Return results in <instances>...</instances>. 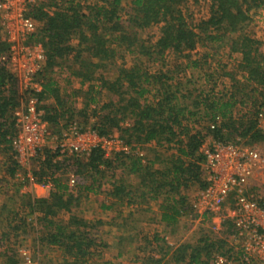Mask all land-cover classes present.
<instances>
[{
    "label": "trees",
    "instance_id": "trees-1",
    "mask_svg": "<svg viewBox=\"0 0 264 264\" xmlns=\"http://www.w3.org/2000/svg\"><path fill=\"white\" fill-rule=\"evenodd\" d=\"M185 1L130 0L129 9L125 11L127 17L124 18L122 11L126 7L121 0H91L85 6L76 0H37L30 6L28 14L39 23L32 39L42 44L45 53L44 66L38 74L41 90L37 96L39 102L54 100L48 105L39 103L44 109L43 119L48 124L55 127L61 118L70 122L74 117L73 105L69 99H63L52 75L56 68H62L67 65L66 61H70L67 66L69 73L79 78L81 84L90 83L88 104H98L96 94L101 89L116 96V99L111 97L99 105L100 112L92 109V114L97 117L91 126L94 131L107 135L116 130L118 136L133 148L152 141L163 148H175L164 159L156 158L161 162L160 167H154L153 162H142L135 152L105 156L101 149L94 148L85 161L81 155L65 156L59 161L57 152L44 150V159L39 169L33 172L37 181L51 180L57 184L56 172H63L70 163H73L75 173L91 176L94 182L106 177L107 172L114 177L116 170L135 174L139 178L141 194H132L130 190L124 193V185L115 182L112 183L111 194L118 198L124 194L136 200L163 197L161 218L171 223L190 209L185 191L194 184L204 185L201 146L205 134L189 126L188 118L205 117L215 122L217 126L213 129L208 126V133L219 141H232L233 134L247 137L245 143L249 144L264 140V131L257 125L259 110L264 106V53L260 48L261 41L246 31L251 21L249 10L260 7L264 0H205L208 2V15L197 23L188 19ZM152 25H159V35L154 42H147L139 31ZM74 37L77 42L73 44ZM198 45L214 50L204 53V57H213L223 47L227 48L228 57L239 54V59L230 63L228 71L218 74L216 71L224 66L221 64L216 70L204 72L206 79L228 76L234 88L228 95L213 91L216 82L208 91L179 95V89L173 90L172 83L162 79L167 78L165 73L149 72L141 63L119 67L113 79L99 74V83L92 85L91 81L97 77L96 71L115 57L117 48L147 61L162 59L168 51L189 58L188 53ZM7 49L8 44L0 33V144L9 149L7 135L13 133L12 113L20 104L21 95L17 79L1 59ZM198 62L197 59L190 61L194 68L200 66ZM238 74L242 81L236 79ZM240 83L253 85L251 90L258 92L259 96L249 95L244 91L245 86H238ZM181 97H191V107L183 105ZM246 98L251 101L248 103ZM236 103L250 107L236 116L233 113ZM79 112L87 117L86 108ZM17 168L18 165L12 161L10 174ZM76 199L73 195L65 197L62 193L53 192L49 198H34L27 204L40 213L39 222L43 228L40 240L57 245L72 256L70 264L86 262L95 245L80 218L70 215L66 222L55 219L62 210L70 211ZM221 243L223 240L204 237L194 246L182 244L176 248V260L208 264L211 251L219 249ZM202 256L205 260L201 259ZM16 262L13 257H7L6 264Z\"/></svg>",
    "mask_w": 264,
    "mask_h": 264
},
{
    "label": "built area",
    "instance_id": "built-area-1",
    "mask_svg": "<svg viewBox=\"0 0 264 264\" xmlns=\"http://www.w3.org/2000/svg\"><path fill=\"white\" fill-rule=\"evenodd\" d=\"M35 0H0V33L8 44L1 56L5 66L17 79L21 90L20 104L12 113L13 133L7 135L12 159L18 166L27 165L42 154L46 146L48 123L43 119L37 93L38 78L44 66L42 44L32 39L39 23L29 14ZM264 117V106L257 120ZM217 124L210 121L209 127ZM50 149L60 156L90 154L99 148L105 156L120 152L130 154L133 147L114 134L100 135L86 130L75 121L68 122ZM203 186L197 185L188 195L193 221L203 222L220 216L232 227L233 242L224 252L211 256V264H264V196L249 184L253 170L264 164V150L238 137L232 141L214 140L201 146ZM70 181L74 183V179ZM26 264H34L26 258Z\"/></svg>",
    "mask_w": 264,
    "mask_h": 264
},
{
    "label": "rangeland",
    "instance_id": "rangeland-1",
    "mask_svg": "<svg viewBox=\"0 0 264 264\" xmlns=\"http://www.w3.org/2000/svg\"><path fill=\"white\" fill-rule=\"evenodd\" d=\"M76 1H79V3L83 6L91 2V0H87V1L76 0ZM121 1H122V5L126 7L122 11V17L124 18L127 17L125 11H127L126 9H129L130 0H121ZM36 2L37 0H35V3ZM184 6L188 13L187 15L188 19H190L193 23H197L199 19L206 18L208 15V2L205 0H186L184 2ZM249 15L251 21L247 26L246 31L254 38L261 41L260 48L264 53V4L258 8L257 7L251 8L249 10ZM139 33L141 37H143V40H146L147 42L148 41L154 42L159 35V25H152L146 27L144 30L139 31ZM76 42H77V38L74 37L72 43L74 44ZM226 49L227 48L224 47L220 48L213 57L212 56L204 57L203 56L204 53L207 52L210 53L211 51L214 52V50L198 45L193 51L188 53L189 58L185 57L184 54L168 51L165 53L162 59L159 60L148 59L147 61H145L144 58L138 59L135 54L129 53L123 48H117V53L115 57H113V59L109 61L105 67H101L96 71L97 77L91 82L93 86H97V84L99 83L98 80L99 74L105 75L106 77H110L113 79L119 67L121 66L129 67L134 63H141L143 65L142 67L149 70V72L153 73V72L161 71L165 73L167 75V78L162 77V79L167 83H172L173 90L179 89L178 92L179 95L183 93L184 95H188V92L190 91L193 92V94L198 93L200 91H208L209 89L212 88L214 82H216L215 85H213V91L215 93L219 94L221 92L225 95L226 94L228 95L230 91L234 90V88L231 87L233 81H231L228 76L222 75L219 78L220 80L219 79L215 80V79H206V76L204 75V72H206V70L208 72L212 71V69L216 70L217 65H221V64L224 65L223 68L222 67L219 68L216 72L218 74H221L224 71H228L230 69L229 68L230 63H233L235 62V60L239 59V54H234L233 57L232 56L228 57ZM193 59H197L199 61L198 63L200 64V66L194 68L190 63V61ZM65 63L67 65L63 66L62 68H56L52 75L54 76L55 79H57L59 91L63 99L66 100L69 99L70 103L74 107L75 111L72 120H75L82 127H85L86 125L92 126L94 122H91L89 120L90 119H92L93 121L95 119L97 120V117L92 114L93 113L92 109L96 108V112H100V109L97 107H99V105H101L102 103L107 102L108 99L111 97L116 99V96L105 91L104 89H101L96 94L97 97L96 99L98 104L92 102L88 104L87 90L90 83L85 82L84 84H81L80 79L70 75L68 71L67 66L71 62L66 61ZM236 79L242 81L240 74L236 75ZM238 86L243 88V86H245V83H240ZM252 87L254 86L247 85L244 87L245 88L244 91H247L249 95L253 94L254 97H257V95L259 96V94H257L258 92H253L251 90ZM17 89L19 92H21L18 84H17ZM180 99H183L182 100L183 105H187L188 107H191L190 105L191 97H186V98L181 97ZM246 99H248V103L251 101L250 98H246ZM49 103H54V100L52 98L48 99L47 101L42 100L41 105L43 104L48 105ZM249 107L250 105L248 104L236 103L235 106L233 107V113L234 115L239 116V114L245 113L249 109ZM83 108H86L87 117H85L81 112H79ZM68 122L69 121L66 122L65 118H61L59 120L58 127H56V131L54 130V126L50 124L48 125H50V129L52 132L54 133L57 132L59 134L63 129H65L66 126L64 127V125H66ZM187 123L194 130L201 131V133L205 134V138H204L205 146H208L211 142L216 140L215 138H213L211 133H208V126L210 125V121L205 117L193 116L188 118ZM257 125L259 127L258 120H257ZM238 137L241 139V141L244 142H247L248 140L247 137H241L236 134H233V136H231V138H233L234 140H236ZM250 144L259 150H264V140L253 141L250 142ZM9 145L10 148L8 149V153L9 156H11L12 148H11V144ZM174 151L175 148L167 149L163 147H158V148L146 147L145 149V152L147 153L148 157H150V159L156 157H158L159 159L162 158L164 159V157H166L167 155H169ZM42 154L44 155V149L42 150ZM69 157H73V156L70 155ZM38 160L39 158L30 161L29 162L30 166L28 168H30L33 171H37L40 165L38 163ZM12 161L13 159L11 156V162ZM160 166H161V162L159 163L155 161L154 167H160ZM1 171H3V168H0V172ZM58 173H61V171H57V175ZM117 173L120 172L118 171ZM110 174H111L110 172L105 173L106 177L102 178V181H105L106 183L107 182L106 178H109ZM33 177L35 178L34 175ZM131 181L134 182V185H137L139 182V178L135 176L134 178H131ZM25 182L26 181L23 179L22 183L24 184ZM22 183L14 177L7 178V181L6 180L0 181V188H1L0 207H5V209L1 210L2 216L4 218L5 217L7 218L8 216H12L14 214V211H12V209L15 210L18 207H24V208L27 207L26 192L19 191L20 189L19 185L22 186ZM251 186L253 187V189H257L260 191L258 187L254 185ZM196 187L197 184L192 185L185 191V194L192 197L193 191L195 190ZM121 211H122L121 214L117 216L118 222H116V226L113 225L117 229H114V227L113 226L111 227V225H102V224L99 225L100 227L97 228L98 230L100 229L102 232L101 235L100 233H97L99 234L97 235L98 238L97 242L92 247L94 251L93 258H96L98 255H102V257L104 258L112 257L115 256V254L119 251L118 253H120V256H118V258L116 259V262L119 261L118 264H121L122 262L124 264H143V263L149 264V262H147L149 258L147 257H151V256L154 257L156 255H160L162 253V249H160L159 246L164 245V242H162L161 240L155 241L154 239L152 240L146 239L149 236L148 235L149 231L152 230V228H150L152 225L149 224L150 225L149 226L148 224L144 223V219L148 215L153 217L154 212L152 211L144 212L142 210V207L139 208L137 207V209L134 210L133 212L132 211L128 212L127 208L123 207ZM191 213H192L191 209H189L187 215H185L186 219L184 220L182 219L178 227L174 226L171 228L172 235L180 237L178 241L182 239L184 240L186 236L187 237L185 240L188 241H195L197 239H201L204 237H208L210 240H214V241L218 239H224L226 235H223L221 232L215 233L213 230L208 228L209 225L207 223L209 219L203 222L194 221V223H191V226L190 225L188 226L186 220L189 221L190 219V221H193L192 218L190 217ZM24 215L25 213H22V216ZM109 215L110 214L108 213V216H105L104 219L107 218L109 219L110 217ZM65 216L64 214H58L57 218L64 219ZM24 223L25 222H23V224H21V226L18 228L12 227L10 229H7L6 227L4 228L0 227V232L4 231V229H7V231L9 230L10 232L8 236L6 235L5 238L6 243L3 245L0 244V253H2L4 249H7L8 255L14 256V258L17 259V264H26V258L29 259L34 264H41L40 256L42 255L43 252L49 251L54 253L55 251H50L48 249L47 250L43 249L42 251H40L41 250L40 247V250H38L37 252V248L34 247L35 246L34 238L35 236L38 235V233H40L41 235L43 229L40 227L36 232V230L34 231V228ZM150 241L152 242V244L150 243ZM109 242H111V244ZM176 242L177 241H174V243ZM103 243H105L106 245H103ZM229 246H230L229 242H224L223 244L221 243L219 249H213L211 251L209 255V259H211V256L214 253H217L218 251L219 252L226 251ZM56 252L59 253L60 251H56ZM7 253H5V255ZM5 255L0 254V264L3 263L5 259L4 258ZM54 255L57 256L58 254L54 253ZM112 264H114V262ZM167 264H178V263H174V261H169Z\"/></svg>",
    "mask_w": 264,
    "mask_h": 264
},
{
    "label": "crops",
    "instance_id": "crops-1",
    "mask_svg": "<svg viewBox=\"0 0 264 264\" xmlns=\"http://www.w3.org/2000/svg\"><path fill=\"white\" fill-rule=\"evenodd\" d=\"M72 75V74H70ZM69 75V76H70ZM74 76V75H72ZM76 77V76H75ZM57 80V79H56ZM58 85V84H57ZM47 101V100H45ZM42 104V101H41ZM44 105V104H43ZM43 113L44 109L43 107L41 108ZM89 120V119H86ZM89 121L95 122L96 119L93 121L90 119ZM259 127L264 131V117L260 119V122H258ZM66 125H64L65 127ZM56 127H54V130L56 131ZM82 127V126H81ZM82 129H88L91 130L92 127L85 126L82 127ZM58 131V130H57ZM54 133L50 129V125H48V134H47V140H46V146L44 150H50L52 147L56 145V139L58 137V134ZM118 136V131L114 130L112 133ZM9 145V144H8ZM153 145V146H152ZM146 147H153V148H158L161 146L156 145L155 142H148V143H143V144H137L134 146L133 149H136V153L140 158L142 159V162H153L155 164L156 158L150 159L148 157L147 153L145 152ZM160 152V151H158ZM88 155H81L83 160L85 161L88 158ZM65 157V156H64ZM63 156L56 157L57 160L61 161L64 158ZM38 163L40 164L43 159L44 155L41 154L40 157H38ZM11 156H9L8 153V148L5 144H0V168H3V171L0 172V181H7V178L9 177H14L18 179L21 183L23 182V179L26 181L24 184L22 183V186L19 185L18 189L19 191L26 192L27 195V204L29 200H32L34 198H49L51 193L56 192V193H62L63 196L67 195H73V197H77L75 200V206L70 208V211H65L62 210L59 214H64L65 218L64 219H59L55 218L57 220H61L63 222H66L69 218L70 215L76 216L80 218L82 221L85 222V228L88 231V234L90 237L94 240V242H97V233H100L101 235V230L97 229L100 227L99 225H113L116 226L117 221V216L121 214V210L123 207L127 208V211H134L137 209V207H142V210L145 212L147 211H152L153 217L150 215L146 216L144 219V223L152 225L150 228H152L151 231L148 233V238L146 239H154L155 241L161 240L164 242V245H161L159 247L162 248V253L160 255L156 256H151L147 257L149 260V264H167L169 261H174V263L178 264H192V262L188 261V259L178 261L176 260V256H178V251H176V248L182 244H190V245H195L199 242L200 239H197L195 241H188L185 240H180V237L178 236H173L171 231L172 227H178L180 225V221L183 219H186L185 215L187 214H181L176 217L174 222L167 223L162 220L161 218V207L164 206V200L163 197H159L158 199H151L148 197H145L143 200L141 199H131L130 197H127L126 195H122L118 197H115L111 194L112 190V183L115 182L116 184H121L124 185L125 190L124 193L130 190V192L133 194H141V188L140 184L138 182L137 185H134V182L131 181V178H134L136 175L135 174H129L125 173L121 170H116L114 177L106 178V183L105 181H102V178L96 182L93 181V177H89L88 175H79L75 173V167L73 166V163L69 164L70 166L67 167L63 172L61 173L57 172L55 175H57V184L53 183L51 180L45 181V182H39L33 177V170L28 168L30 164L28 163L27 165L20 166L17 168V170L13 173L10 174L9 167L11 164ZM153 164V165H154ZM120 173H117V172ZM97 177V176H95ZM137 177V176H136ZM74 179V183L70 181V179ZM249 184L254 185L258 187L261 191L262 196H264V164L263 166L256 167L253 170V173L251 177L249 178ZM75 186V187H74ZM24 188V189H23ZM1 189V188H0ZM26 204V205H27ZM134 208V209H133ZM2 209H5V207H0V227L4 228L6 227L7 229L10 228H18L25 222L24 224L34 228V231L38 230V228H42V225L39 222V217L40 213L37 210L31 209L30 207H18L14 211V214L12 216H8L7 218L2 216ZM141 209V208H140ZM8 210V209H7ZM20 212V213H19ZM19 213V214H18ZM22 213H25L24 216H22ZM108 213L110 214L109 219H104L105 216H108ZM18 215V216H17ZM21 215V216H20ZM198 222V221H195ZM187 225L191 226V223H194V221H189L186 220ZM211 230H213L215 233L221 232L223 235H226L223 240L224 242H233V237L231 236V230L232 227L229 223L224 222L221 220L220 216L214 215L213 217L209 218V221L207 223ZM149 225V226H150ZM114 227V226H113ZM4 229V231L0 232V244L3 245L5 244V238L6 235L10 233L9 230ZM43 229V228H42ZM114 229H117L114 227ZM94 232V233H93ZM116 232V231H114ZM118 232V231H117ZM43 233V231H42ZM117 234V233H116ZM39 235V236H38ZM37 236L34 238V243L38 250L42 251L43 249H48L50 251H55L54 253L58 254L57 256L54 255V253L45 251L42 253L40 256L41 259V264H70L71 261H73V257L68 255L63 249L58 247L57 245L54 244H46L45 242L41 241L40 238L42 234L38 233ZM202 239V238H201ZM37 241V242H36ZM174 241H177L174 243ZM111 244V242H109ZM152 244V242L150 241ZM166 244V245H165ZM174 244V246H173ZM103 245H106L103 243ZM113 245V243H112ZM170 245V247H169ZM56 251H60L57 253ZM91 255L89 256V259L84 262V263H78V264H118L116 262V259L118 256H120V253H116L115 256L112 257H107L104 258L102 255H98L96 258H93V248H91ZM7 253V249H4L2 253L5 255ZM11 255H8V253L5 255V259L2 264H6L7 257ZM14 258V256H11ZM15 259V258H14ZM201 259L205 260V257H201ZM17 261V259H15ZM43 260V261H42ZM17 264V262H16ZM121 264H124L123 262ZM147 264V263H143ZM208 264H211V259L208 260ZM236 264V263H235Z\"/></svg>",
    "mask_w": 264,
    "mask_h": 264
}]
</instances>
